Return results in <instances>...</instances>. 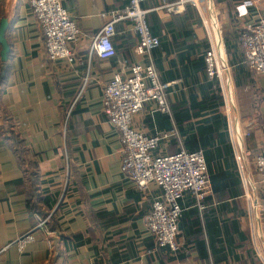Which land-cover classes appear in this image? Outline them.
<instances>
[{
    "label": "crops",
    "instance_id": "crops-1",
    "mask_svg": "<svg viewBox=\"0 0 264 264\" xmlns=\"http://www.w3.org/2000/svg\"><path fill=\"white\" fill-rule=\"evenodd\" d=\"M29 1L0 0V264H264V229L253 209L263 199L253 160L264 151V76L248 69L241 46L245 22L264 16V3L247 11L238 0L214 2L233 87L230 111L218 80L206 76L208 41L194 7L170 13L162 0L141 4L160 42L151 58L168 85L169 110L148 102L132 127L159 137L154 157L200 151L209 177L203 209L183 195L178 250L170 252L144 223L161 190L151 184L139 191L123 178L119 132L102 111L105 86L142 60L131 24H115L113 57L90 51L93 36L129 0H61L79 36L70 60L56 61L47 58ZM235 125L249 133L239 158ZM39 218L46 228L19 251L14 241Z\"/></svg>",
    "mask_w": 264,
    "mask_h": 264
},
{
    "label": "built area",
    "instance_id": "built-area-1",
    "mask_svg": "<svg viewBox=\"0 0 264 264\" xmlns=\"http://www.w3.org/2000/svg\"><path fill=\"white\" fill-rule=\"evenodd\" d=\"M145 0H129L121 11L110 14L98 33L93 36L91 49L99 59H109L115 55L111 42L115 36V24L127 21L136 37L134 53L142 60L130 67V74L121 77L115 74L105 86L102 94V111L108 123L119 132L120 172L123 178L145 191L151 184L161 190V196L151 204L145 216L147 231L156 239L159 247L176 252L178 221L182 214L180 201L189 194L201 210L202 201L207 194L209 177L204 157L200 151L188 152L183 149L172 155L154 157L152 151L157 147L159 137L148 136L132 127L133 118L148 102H155L157 110L168 113L166 90L168 85L159 80L153 66L151 52L160 42L153 36L147 24V12L141 7ZM216 0H177L168 3L162 0V8L176 13L184 4H190L197 11L204 28L208 49L204 56L205 73L208 79H217L230 111L233 106L230 67L225 60L221 27L215 10ZM247 11H260L264 0H238ZM31 11L44 35V48L50 61L70 60V45L78 40L79 30L62 6L61 0H30ZM249 15V12L247 13ZM241 46L248 69L256 76H264V16L255 21L245 22L241 36ZM145 61V62H144ZM248 131H240L235 125L231 139L235 155L240 157L244 139ZM254 167L258 174V184L263 199L254 203L255 218L264 229V151L257 155ZM47 219H38L35 228L14 241L19 251L35 240V233L46 228Z\"/></svg>",
    "mask_w": 264,
    "mask_h": 264
},
{
    "label": "water",
    "instance_id": "water-1",
    "mask_svg": "<svg viewBox=\"0 0 264 264\" xmlns=\"http://www.w3.org/2000/svg\"><path fill=\"white\" fill-rule=\"evenodd\" d=\"M4 73H5V67L3 65L2 68L0 69V80L3 78Z\"/></svg>",
    "mask_w": 264,
    "mask_h": 264
}]
</instances>
